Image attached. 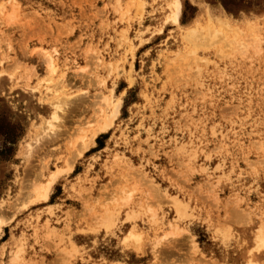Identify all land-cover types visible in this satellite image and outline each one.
<instances>
[{
  "label": "rangeland",
  "instance_id": "rangeland-1",
  "mask_svg": "<svg viewBox=\"0 0 264 264\" xmlns=\"http://www.w3.org/2000/svg\"><path fill=\"white\" fill-rule=\"evenodd\" d=\"M171 1L0 0V264H264V0Z\"/></svg>",
  "mask_w": 264,
  "mask_h": 264
},
{
  "label": "bare ground",
  "instance_id": "bare-ground-1",
  "mask_svg": "<svg viewBox=\"0 0 264 264\" xmlns=\"http://www.w3.org/2000/svg\"><path fill=\"white\" fill-rule=\"evenodd\" d=\"M220 2V1H219ZM215 4V3H214ZM170 7H171V10H170V19L172 20V22L174 23V24H176V25H178V19H179V14H180V10H181V4H180V1L179 0H172L171 1V5H170ZM221 8V7H220ZM207 11V10H206ZM225 16V15H224ZM258 19V18H257ZM220 20V19H219ZM218 20V24L220 25L219 26V28H214V27H211L210 25V27L209 26H207L206 27V29H205V31L203 32V30L200 32L199 30H194V29H188V30H186V32H185V34L183 35V40L185 41V42H187V43H195V41L197 40V39H199L198 37H200V36H202L203 38H204V41L201 39V41H203V44H204V42L206 43L205 44V46H209V45H211V44H213V43H215V42H217V39H219V38H223V30L225 31V32H229L228 30H231L230 29V26H229V24L228 23H225V22H223V21H219ZM217 21V20H216ZM229 22V21H228ZM197 25V24H196ZM195 25V26H196ZM199 26V25H198ZM202 27V26H201ZM186 28V27H185ZM235 28H236V26H235ZM235 30V29H234ZM236 31V30H235ZM227 34V33H226ZM235 34V33H234ZM234 34H233V36H234ZM232 39H234V37L232 38ZM219 41H221V40H219ZM197 42V41H196ZM200 42H198V44H199ZM196 44V43H195ZM203 44H201L200 43V45L202 46ZM193 46V45H192ZM198 45H196L195 47H197ZM199 47V46H198ZM44 62H45V65H46V67H47V69H48V71H49V73H51V74H53L54 72H56L57 71V66L55 65V63H54V59L52 58V56H50V55H46L45 56V59H44ZM82 69V68H81ZM82 73V72H81ZM49 91V90H48ZM62 91V90H61ZM100 93V92H99ZM98 93V94H99ZM102 93V92H101ZM63 94L64 95H69V93L68 92H63ZM80 95H82V94H80ZM77 96V95H76ZM76 96H74L75 98H77ZM79 96V95H78ZM84 96V95H83ZM66 98H63L62 97V100H61V102H56V105H52L53 106V112H52V114H51V116H50V118L49 119H44V121H43V126H44V129H41V131H43V132H49V134H51V136L53 137V136H55L54 134H56V129H55V127H56V124L58 123V112L61 110L60 108L62 107V106H65L64 104H66L67 102H68V100H69V98H68V96H65ZM81 97V96H80ZM79 97V98H80ZM98 97V96H97ZM83 98V97H82ZM81 98V99H82ZM99 98V97H98ZM101 98V97H100ZM108 98V97H107ZM72 101V100H71ZM71 101H69V103L71 102ZM81 101V100H80ZM101 101V100H100ZM104 101V100H103ZM77 102H79V100L77 101ZM76 102V103H77ZM105 102V101H104ZM112 103V102H111ZM111 103H109V104H111ZM104 104V103H103ZM114 104V103H113ZM118 104V103H117ZM116 104V105H117ZM62 105V106H61ZM73 105H74V102H73ZM97 105V104H96ZM99 106H100V103L98 104ZM102 105V104H101ZM106 105V104H105ZM105 105H104V108H105ZM115 105V106H116ZM103 106V105H102ZM115 106H113V107H115ZM108 108V107H107ZM117 108V107H116ZM98 109H96V111H97ZM105 110H106V108L104 109V113H105ZM99 111H100V109H99ZM98 112V111H97ZM102 111H100L99 113H101ZM116 113H117V110L116 109H112V112H111V114H110V116L109 117H107L106 119H100L101 121L99 122V121H97L98 123L97 124H95V125H97L95 128H96V130H94V133L92 132V134H91V138H90V140L89 141H91V139L95 136V134H96V132L99 130L100 132L101 131H105L108 127H109V125H111V121H112V119L115 117V115H116ZM58 125V124H57ZM40 128H42V126L40 127ZM55 131V132H54ZM92 131V130H91ZM50 132H53L54 134L52 135V133H50ZM38 134V133H37ZM43 134V133H42ZM41 134V135H42ZM48 134V133H47ZM47 134H45L46 135V137L45 138H47ZM39 135H40V133H39ZM44 135V136H45ZM51 136H49V139H46V140H49V141H51L50 140V137ZM38 137V139L36 138V140L34 141V143L36 144V143H38L40 140H41V138L43 137V136H41V137H39V136H37ZM56 137V136H55ZM54 137V138H55ZM75 138V137H74ZM75 139H80V138H75ZM84 139V138H83ZM89 139V138H88ZM33 140V139H32ZM46 140H44L45 142H46ZM52 140H54V139H52ZM71 140H72V138H71ZM71 140H70V142H71ZM86 140V139H85ZM43 141V140H42ZM43 141V142H44ZM49 141H47V142H49ZM73 141H75L74 139H73ZM78 141V140H77ZM81 141V140H80ZM84 141V140H83ZM88 141V142H89ZM33 142V141H32ZM43 142H41V143H43ZM74 143V142H73ZM80 143H82V142H80ZM30 144V143H29ZM69 144V143H68ZM75 144V143H74ZM73 144V145H74ZM77 144V143H76ZM41 145V144H40ZM73 145H71V146H73ZM78 145V147L80 146L79 144H77ZM69 146H70V144H69ZM86 146H87V143H86ZM27 147V152H30L33 148L32 147H30V145H27L26 146ZM78 147H75L74 146V148H78ZM81 148H82V146H81ZM84 148V147H83ZM79 149H80V147H79ZM79 149L78 150H76L77 152H79ZM33 151V150H32ZM73 152V154H74V150L72 151ZM76 153V152H75ZM80 153V152H79ZM78 153V154H79ZM74 156H77V155H74ZM73 157V156H72ZM71 157V159H72V161H73V158ZM70 159V160H71ZM69 160V161H70ZM71 161V162H72ZM66 164V162L64 163V165ZM69 164V163H68ZM72 164H73V162H72ZM69 166V165H68ZM64 169V168H63ZM63 169H61V170H63ZM66 170H68V169H66ZM62 171H59V170H57L55 173H51L50 175H49V177H48V180L46 181V183L45 184H40V185H36V186H34V189H33V196H34V198H35V201L36 200H38V199H42L43 201H46L47 200V198H48V192H49V189H50V187H51V185H52V183L55 181V179L57 178V176L61 173ZM125 179V178H124ZM126 180H128L127 178H126ZM29 183V182H28ZM34 184H36V182L35 183H33L32 185H34ZM22 186H24V185H22ZM25 187V186H24ZM24 187H22V188H24ZM32 188H33V186H32ZM25 190H26V187L24 188ZM24 192V191H23ZM20 193V192H19ZM18 195V194H17ZM22 195H24L23 193H22ZM27 194H25L24 196H26ZM23 196V197H24ZM28 196V195H27ZM20 198V197H19ZM24 198H26V197H24ZM16 199H17V197H16ZM15 199V200H16ZM21 199H23L22 197H21ZM123 199V198H122ZM24 202V200H21V202ZM41 201V200H40ZM17 202V201H16ZM19 202V201H18ZM27 203H29V202H27ZM17 204H20V202L19 203H17ZM144 207V206H143ZM1 213V212H0ZM4 213V212H3ZM6 214V213H5ZM4 214V215H5ZM7 218V217H6ZM3 220H4V218H3ZM3 220L0 218V231H1V228H2V225L4 224L3 223ZM237 222V221H236ZM174 230H176L175 228H174ZM134 231V230H133ZM175 232V231H174ZM166 238H168V237H166ZM165 238V239H166ZM171 239V238H170ZM129 240V239H128ZM137 240H139V239H137ZM162 240V239H161ZM134 241V240H133ZM158 241V240H157ZM258 244H260V243H258ZM257 244V245H258ZM262 245V244H261ZM261 245H260V247H261ZM156 246V245H155ZM263 246V245H262ZM259 248V247H258ZM156 253V252H155ZM154 252H153V254H154V256L157 254H155Z\"/></svg>",
  "mask_w": 264,
  "mask_h": 264
}]
</instances>
